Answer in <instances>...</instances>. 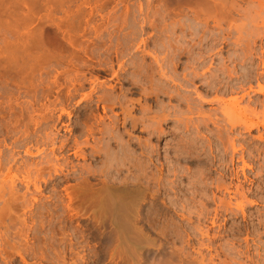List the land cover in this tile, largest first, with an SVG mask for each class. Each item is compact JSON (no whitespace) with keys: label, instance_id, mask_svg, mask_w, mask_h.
Segmentation results:
<instances>
[{"label":"rangeland","instance_id":"374dc122","mask_svg":"<svg viewBox=\"0 0 264 264\" xmlns=\"http://www.w3.org/2000/svg\"><path fill=\"white\" fill-rule=\"evenodd\" d=\"M238 1L246 11H234L230 20L245 29H264L256 14L261 8L258 0L249 6ZM193 6L186 0H0V188H8L6 193L0 190V264H160L172 253H176L173 264H264L261 160L249 162L255 168H246L247 181L239 169L244 186L253 189L248 199L256 201L254 206L247 204L245 217L239 209L224 206L241 200L223 188L232 183L234 190L239 183L229 178L225 167L211 174L225 184L222 189L215 187L216 182L202 188L194 180L193 197L179 188L167 193L170 209L160 216L148 196L137 201L142 217L131 223L112 210L111 201H119L115 197L124 200L146 185L147 156L140 154L137 143L149 136L130 125L114 129L136 149L132 157L141 166L121 163V143L109 141L113 113L105 114L97 103L104 91L100 83H116L110 79L111 66L118 68L120 53L132 71L134 62L152 61L143 49L163 55L167 43L179 44L182 26L196 22ZM228 24L225 20L222 26ZM215 27L216 21L210 19L209 28ZM229 37L236 39L235 34ZM250 38L259 45L264 42L258 36ZM51 39L63 52L51 51ZM137 45L141 50L135 51ZM180 60L186 61L187 55ZM132 97L142 98L139 93ZM257 98L263 101L264 95L251 92L242 105L250 101L254 106ZM205 108L217 109L218 103ZM101 116H107L105 121ZM104 128H109L108 134L102 133ZM250 137V142L260 143ZM159 138L155 136L153 142L160 144L164 155L165 142L173 137L167 135L161 142ZM109 154L116 158L113 165ZM35 164L37 168L28 173L26 168ZM196 165L183 162L184 170L193 168L187 176L199 173ZM187 181L183 178L184 184ZM124 236L138 241H129L131 246ZM128 251L135 254L134 261Z\"/></svg>","mask_w":264,"mask_h":264},{"label":"bare ground","instance_id":"6f19581e","mask_svg":"<svg viewBox=\"0 0 264 264\" xmlns=\"http://www.w3.org/2000/svg\"><path fill=\"white\" fill-rule=\"evenodd\" d=\"M186 1L194 3L193 10L196 22L192 26H182L179 44L167 43L164 46L163 55L156 50L143 49L144 54L151 57L152 61L148 64L134 62L133 65L135 64V66H132V71H130L131 65L125 63L122 53H120L117 56L118 68L115 69L113 65L111 66L110 78L113 81L116 79L115 84L120 86L111 83L106 84L107 81L104 82L103 80L100 83L104 91L102 90V94L98 96L97 103L101 105L105 114L109 110L113 113L109 117L113 130H111L109 141L110 144L112 141L121 143V163L134 167L141 166V163L136 162L132 157L136 149L133 146L131 148L130 142L124 143L122 135L115 132L114 129L121 128V126L126 128L130 125L131 128L146 132L149 136L145 140L139 139L137 143L140 154L147 156L145 164L147 171H145L144 177L146 185L144 188L138 187L132 190L124 200L122 197H115L119 201H111L115 216L122 215L124 220H128L129 223L131 220H138L142 217L138 204L142 198L145 201L146 196H148L150 204H155V213L160 216L170 209V206L167 205V193L179 188L180 191L188 194L191 198L193 197L194 194L191 189L194 187V180L201 184L202 188L210 187L216 182L215 187L219 190L222 189V185L225 184L220 183L211 175L213 170L219 171V167H225V170L229 174L231 173L229 178L239 182L234 190H231L232 183L223 187L227 190L226 193L233 194L231 197L241 199L235 204L228 201L226 205L222 201L227 210L233 211L234 208H237L245 217L247 216V204L251 206L256 204V201L248 199V195L253 192V189H247L244 186L239 169L247 181L246 168H255L254 164L249 162L261 160L259 167L264 168V155H262L264 153V99L263 101H259L261 99L258 98L257 100H255L256 98L253 99L255 100L253 101L254 106L249 105L251 97H249L250 101H248V105L246 104L247 106L242 105V102L246 96H250L251 92L264 95V42L262 41L263 43L259 45L256 39L250 38L251 36L264 38V29L257 27L254 30L253 28H251L252 30L247 28V30L242 23L236 24L232 22L234 19L230 20L234 11L240 13L244 10L241 9L243 6L239 4L238 0ZM243 1H246L248 6L254 4L253 0ZM258 2L262 9L256 10V14L259 15L261 24L264 25V0H258ZM251 7L255 8L254 6ZM247 12L246 14H248ZM210 19L216 21V29L209 28ZM225 20L229 21L226 28L222 26ZM224 34H228V36ZM231 34H235L236 39L229 37ZM245 34L247 35L246 39ZM189 35L190 37L197 36L198 41L194 42L195 38L193 37L187 39ZM243 36L244 38H242ZM45 39L43 40L42 37L44 46H46L44 44ZM231 39L233 44L229 45ZM51 40L53 41V39ZM52 43L56 44V41L51 42V51L57 49L58 52H61L59 51L61 47L59 49L56 46L59 45V42L56 45ZM143 43L145 45V41ZM217 43H221V46L216 49ZM72 45L74 46V44ZM60 46L62 45L60 44ZM119 46L122 47L123 45ZM140 48V45H137L135 51L141 50ZM213 54L217 56L213 58ZM182 55H187L186 61L180 60ZM209 55H212L211 59L208 57ZM243 64L250 66L245 68L247 65ZM253 82L256 83V86L253 85ZM135 87H139V91H135ZM135 93H139L142 98H133L132 95ZM143 100L145 103L142 102ZM211 102L218 103V108L206 109V104ZM259 106L262 108L258 110ZM106 118L107 116L100 117L102 121H105ZM169 121L173 122L170 126ZM90 129L92 130V128ZM101 130H103V134L109 133V128ZM255 130L258 134L252 135ZM246 133L249 135H245ZM167 135H171L173 139L166 140V154L163 155L160 144H155L153 138L158 136L160 137L158 142H161ZM250 136L259 139L260 143H252L255 140L250 142L252 140H248ZM92 149L96 152L101 151V149ZM27 153L30 152L27 151ZM203 154L205 155L202 156ZM108 157L110 158L109 164L116 163L115 157L110 154ZM249 159L250 161H248ZM2 162L0 160V165L3 164ZM183 162H196L199 173L196 176H187L190 171L193 173V168L186 167L184 170ZM37 166L35 164L26 169H28V173H31ZM181 173L185 175H182V179L177 180ZM225 176L226 174H224ZM183 178H188L187 183H183ZM135 180L140 181L142 179L136 177ZM1 188L2 192L8 189L5 186ZM107 188L111 189L110 187ZM10 192L14 193L12 187ZM247 200L248 202H246ZM3 211L6 213L8 210L4 209ZM148 212L155 215L152 211ZM126 236H124V240L126 238L128 240L126 244H129L131 240L133 242L132 238L129 240ZM141 240L145 241L143 238ZM146 241L149 242L150 239ZM130 245L133 244L130 243ZM137 246L141 247L139 243ZM131 251H128L127 256L131 255ZM175 254L172 253L167 258L166 253L165 261L161 260V262L173 264L176 259ZM134 255H131L129 260ZM177 259L181 258L178 257ZM134 260L135 258H133ZM181 260L184 261L183 258ZM185 261L187 260L185 259ZM161 262L160 264H162Z\"/></svg>","mask_w":264,"mask_h":264}]
</instances>
